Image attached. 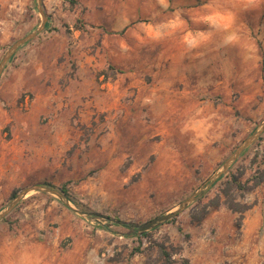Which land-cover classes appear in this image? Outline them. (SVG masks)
Instances as JSON below:
<instances>
[{
    "label": "rangeland",
    "instance_id": "rangeland-1",
    "mask_svg": "<svg viewBox=\"0 0 264 264\" xmlns=\"http://www.w3.org/2000/svg\"><path fill=\"white\" fill-rule=\"evenodd\" d=\"M41 5L0 76V210L65 183L94 215L28 192L0 219V264H165L161 247L172 264H264V182L232 185L241 212L222 194L231 173L253 184L264 131L172 220L112 221L174 209L264 119V0ZM40 21L36 0H0V60Z\"/></svg>",
    "mask_w": 264,
    "mask_h": 264
},
{
    "label": "water",
    "instance_id": "water-1",
    "mask_svg": "<svg viewBox=\"0 0 264 264\" xmlns=\"http://www.w3.org/2000/svg\"><path fill=\"white\" fill-rule=\"evenodd\" d=\"M38 10L41 14V21L39 26L35 29L29 32L28 34L24 35L21 38H18L15 40L8 49L4 52V54L1 57L0 60V76L3 71V68L8 61V59L13 55V53L18 49V47L32 38L35 37L37 33H39L45 26L47 16L44 13L41 5V0H36ZM264 131V119L258 124V126L246 137L244 138L234 149L233 151L224 159V161L221 163L220 167L215 170L203 183L200 184V186L191 194H189L187 197L182 199L179 204L174 208L171 209L165 213L156 215L144 222L141 223H130L129 225L136 228L138 233L150 230L173 216H176L180 212H182L184 209H186L199 195L202 191L207 189L211 186L212 183H214L217 179H219L232 165V163L238 158V156L247 149ZM30 191H38V192H46L52 195L57 196L67 207L71 208L75 213L80 215H94L93 212H84L76 207H73L70 203V200L68 197L60 192L59 190L52 188L48 185H42V184H32L26 187L21 188L17 194L13 197V199L3 208L0 210V219H2L8 212H10L13 207L23 198L28 192ZM114 222H118V220H112Z\"/></svg>",
    "mask_w": 264,
    "mask_h": 264
},
{
    "label": "trees",
    "instance_id": "trees-1",
    "mask_svg": "<svg viewBox=\"0 0 264 264\" xmlns=\"http://www.w3.org/2000/svg\"><path fill=\"white\" fill-rule=\"evenodd\" d=\"M225 174H223V175H225ZM222 176L219 179H221ZM248 180H251L253 184L251 186H249V185L248 186H244L237 179L236 175L231 173L230 174V180L226 181L228 184L226 183L227 186L225 188H223L222 194L225 197L224 203L232 211L241 212V211H243V210H245L247 208V206L245 204H242L241 202H238L235 198L232 197V194L230 192V188L232 187V185L235 184L236 188H245V187L251 188L252 186H255V185H257V184H259L261 182H264V166H263V168H260V167L256 168L254 174L251 175L246 181H248ZM46 184L51 186V187H53V188H57L59 191L64 193L68 198H70L65 183H62L60 186H54V185H51L50 183H46ZM14 195H15V192L12 193V196H14ZM5 217H6V215L3 217V219H5ZM174 217L175 216H173L169 220H172ZM116 223L124 225L125 227H129V228H131L133 230L134 233H136V228L130 226L128 223L122 222L120 220H118V222H116ZM144 233H145V231L142 232V234H144ZM159 252L164 257L165 264H172L173 259L171 258V253L168 250H166L164 247H161Z\"/></svg>",
    "mask_w": 264,
    "mask_h": 264
},
{
    "label": "crops",
    "instance_id": "crops-1",
    "mask_svg": "<svg viewBox=\"0 0 264 264\" xmlns=\"http://www.w3.org/2000/svg\"><path fill=\"white\" fill-rule=\"evenodd\" d=\"M232 238H233V236H230V237L228 238V236H227L226 234H224V236H223V241H226V240L228 239V242H230V241L232 240ZM236 244H238V243L236 242ZM210 254H211V253H210V250H209V249H205L204 252H202V255H203L204 257L209 256ZM16 264H20V263H16Z\"/></svg>",
    "mask_w": 264,
    "mask_h": 264
}]
</instances>
